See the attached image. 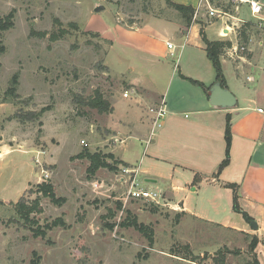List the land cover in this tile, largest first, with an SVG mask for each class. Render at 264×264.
<instances>
[{"label": "rangeland", "instance_id": "obj_1", "mask_svg": "<svg viewBox=\"0 0 264 264\" xmlns=\"http://www.w3.org/2000/svg\"><path fill=\"white\" fill-rule=\"evenodd\" d=\"M99 7L103 10L96 12ZM11 13L14 27L0 32V91L8 90L12 78L19 75L15 105L19 116L29 120L24 126L31 147L30 152H14L0 160V264H249L254 258L249 247V260L240 248V241L250 242L249 237L183 215L178 220L180 213L169 206L123 203L126 189L116 177L121 166L117 173L101 169L89 176V161L79 158L85 151L110 153L114 141L103 130L109 114L99 113L91 103L102 97L112 106L114 96L132 92L127 76L142 73L143 81L154 79L160 87L168 73L179 76L180 70L193 76L199 72L208 84L216 80L205 51L199 49L204 43L195 32L186 39L174 36L178 56L173 58L169 52L156 56L155 68L132 49L135 35L147 26L158 45L166 39L168 24L179 23L187 29L183 14L166 0H0V17ZM240 17L254 21L246 5ZM194 23L210 42L218 41L219 20L200 11ZM100 32L120 41L114 51L111 40H104ZM225 59L221 61L225 81L239 94L237 87L243 82L237 77L236 65ZM177 82L167 101L179 104ZM134 94L129 100L121 97L122 103H138ZM48 106L51 110L39 116ZM134 143H119L117 155L131 162L142 160L141 168L147 172L142 184L165 195L167 184L160 177L168 176L170 167L146 158V145L136 149ZM154 176L159 178L156 183L145 182ZM44 182L53 184L57 198L66 201L63 205L36 193L37 185ZM37 200L42 212L31 218L38 224L35 229L64 221V226L38 239L30 231L31 224L17 212L20 202L30 208ZM166 200L184 203L193 213L204 205L206 210L198 213L208 221L224 220L231 211L229 207L215 215L209 206L212 199L201 193H178ZM134 219L151 228L153 245L148 237L126 226ZM227 254L230 263H226Z\"/></svg>", "mask_w": 264, "mask_h": 264}, {"label": "crops", "instance_id": "obj_2", "mask_svg": "<svg viewBox=\"0 0 264 264\" xmlns=\"http://www.w3.org/2000/svg\"><path fill=\"white\" fill-rule=\"evenodd\" d=\"M257 1L264 3V0ZM172 2L195 9L199 6L197 0H172ZM219 24L221 25L216 35L218 41L229 42L231 46L241 45L240 32L237 34L232 29H227L220 21ZM168 25L170 28H164L166 39L162 45H158L154 40L153 30L149 26L135 35L137 43L134 41L132 49L145 56L143 58L150 63H148L150 68H155L153 62L156 56L162 53L165 56V53L169 52L167 43H173L174 36L182 35L186 39L191 32H195L197 40L201 38L199 25L195 23L185 30L179 23ZM249 25L251 29L246 32V42H244L246 52L241 53L236 60H230L225 59L224 51L221 59L236 65L237 77L244 83H240L237 87L239 94L232 92L227 81L225 86L215 79L208 84L199 72H195L197 76L184 74L181 70L179 76L174 72L171 75L168 73L163 87L158 86L154 79L146 83L143 81L142 73L131 78L127 76V85L135 91L134 95L137 98H134L135 102L141 103L133 101L124 105L121 97L125 100L131 97L125 98L123 94L114 96L113 110L103 130L112 135V141L117 139L123 141L122 144L134 141L133 147L146 145L143 156L146 154V158L149 157L156 163L170 167L168 176L160 177L163 183L167 184L166 196L175 197L178 193L188 192L201 193L205 197L207 195L212 199L209 206L215 215H219L222 209L225 211L230 207V214L224 220L208 221L198 213L206 210L204 205L193 213L184 206V203L168 201L172 210L185 217L213 224L242 237L258 238L259 244L255 255L259 264H264V31L256 29L252 24ZM222 31L226 34L225 37L221 36ZM100 33L104 40H111V49L114 51L120 41L115 38L107 39V33ZM199 47L200 50L205 51L206 59L211 64L205 44L204 48L200 44ZM202 59L201 56V61ZM130 71L135 72L133 69ZM176 79H178L176 97L180 101L179 104L172 100L167 101L171 86ZM193 81L204 86L197 85ZM188 83L190 85H187ZM216 84H220L234 95L237 104L233 108L223 109L210 104L211 89ZM6 91L7 88L0 91V160L14 152H30L29 147H31L25 137L26 127L17 119L19 113L15 102L5 98ZM162 101L166 103L168 114L162 129L151 139L154 117L150 109L157 107ZM133 111L134 119L131 120L129 114ZM228 117H230L232 133L230 158L228 166L220 172L227 155L225 132ZM113 143L114 146L109 154L114 155L117 161L128 167L139 168V179L142 182V176L147 174L141 168L142 160L138 163L120 158L116 149L120 142ZM134 150L135 148H132V151ZM155 179L159 178L155 176L146 178L145 182L156 183ZM232 186L237 187L238 203L242 213H235L233 210ZM244 214L251 220L246 219ZM249 221L257 224V231L251 228ZM240 244V248L243 249L242 254L245 258L248 257L249 252L246 247H249L250 243L243 239ZM227 255L226 263H230V254Z\"/></svg>", "mask_w": 264, "mask_h": 264}, {"label": "trees", "instance_id": "obj_3", "mask_svg": "<svg viewBox=\"0 0 264 264\" xmlns=\"http://www.w3.org/2000/svg\"><path fill=\"white\" fill-rule=\"evenodd\" d=\"M210 2L218 7V8H225L227 10H231L232 4L227 3L225 0H210ZM167 5L174 8L177 12L182 13V20L184 21V24L187 28H191L193 23V17L196 13V9L193 7H186L181 5H176L172 2V0H166ZM14 13H11L6 18L0 17V32H6L8 30H11L14 27ZM250 25H245L240 30V38L242 40V44L246 42V32L250 30ZM200 36L203 41V43L206 46V52L209 61L213 65V68L216 72V80L217 82L221 83L225 86V77L222 71L221 67V58L224 53V50L231 46L229 42L225 41H216V42H210L207 37L205 36V33L203 29L200 30ZM193 83L204 86L202 83H199L197 81H193ZM18 87H19V75L16 74L12 80L11 85L8 88V90L5 93L6 100H11L12 102H16L19 100L18 97ZM91 107L95 108L99 111L101 114H110L113 110L110 103L103 101L102 97H97L94 99V102L91 103ZM51 107H45L42 109L39 113V116L44 115L45 113L49 112ZM17 119H19L20 122H27L28 119H24L23 117L18 116ZM36 118H33L31 120H34ZM225 139L227 144V155L226 160L222 163L220 167V172L224 170L228 164H229V156H230V150H231V144H232V133H231V123H230V117L227 118V127L225 132ZM79 158L86 159L89 161L90 166L88 168V175L94 176L96 173L101 169H108L109 171L113 173H117L119 171L120 166L128 167V165L117 161L112 154H102V153H91V152H83L79 155ZM110 162V163H109ZM234 190V200H233V210L236 213H242L241 208L239 206V195L237 193V187L232 186L231 187ZM38 195H42L44 198L50 199L54 204L63 205L66 201L62 198H57L55 193V188L52 183L50 182H44L39 185H37V192ZM0 205H3V203L0 202ZM17 212L20 218L24 221H26L27 224H31L30 231L34 234V238H45L47 235V231L52 230L58 226H64V221L59 220L55 222L53 225L49 226L47 225L44 229H41V227L37 226L38 228L35 229V226L38 225L32 221V216L36 213L42 212V210L39 208V201H35L34 205L32 207H27L26 204L23 202H20L17 205ZM183 214L177 215L178 220L182 217ZM245 218L248 220H251L248 215L244 214ZM127 227H133L135 230L139 231L142 235L149 238L150 245H153V232L150 227L140 224L137 222V220H133L129 225H126ZM125 227V226H124ZM113 229V227H112ZM249 250L251 251L253 255V259L249 264H259V261L257 259V256L255 255V250L257 245L259 244V240L256 237H250L249 242Z\"/></svg>", "mask_w": 264, "mask_h": 264}, {"label": "built area", "instance_id": "obj_4", "mask_svg": "<svg viewBox=\"0 0 264 264\" xmlns=\"http://www.w3.org/2000/svg\"><path fill=\"white\" fill-rule=\"evenodd\" d=\"M227 3L232 4L231 10L225 8H218L214 6L210 0H200L199 6L196 9L195 18L200 11H205L210 18H215L220 22L225 24L227 29H232L237 34L240 32L241 28L245 25L252 24L256 29L264 31V3L257 0H225ZM248 6L251 16L254 21L249 22L240 17L242 6ZM222 37H225L226 34L221 33ZM167 48L171 57L175 58L177 55V46L173 43H167ZM247 50L246 46L243 45H234L229 48H226L225 55L230 60H236L239 58L241 53H245ZM180 57V55H179ZM178 57V59H179ZM135 91L126 92L124 94L125 98H129L130 95H133ZM151 114L153 115V126L151 131V138L155 136L156 131L159 128L163 127V122L168 112L166 110V103L162 101L160 105L155 108L150 109ZM262 112V110H260ZM115 143L119 141L114 140ZM83 145L85 141H82ZM119 172V171H118ZM48 178L47 173L45 174ZM118 182L122 187L126 189L124 192V198L122 199L123 203L129 202H147L150 204H155L158 206L171 207L170 203L166 200L165 195L161 192H158L154 189L146 188L139 179V168L131 167H121L120 172L116 175Z\"/></svg>", "mask_w": 264, "mask_h": 264}, {"label": "water", "instance_id": "obj_5", "mask_svg": "<svg viewBox=\"0 0 264 264\" xmlns=\"http://www.w3.org/2000/svg\"><path fill=\"white\" fill-rule=\"evenodd\" d=\"M102 10L103 7H99L96 9V12H100ZM210 104L218 108L231 109L237 104V100L230 91L222 88L220 84H216L211 89ZM249 223L254 231L258 230V226L255 222L249 221Z\"/></svg>", "mask_w": 264, "mask_h": 264}]
</instances>
